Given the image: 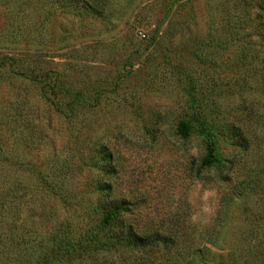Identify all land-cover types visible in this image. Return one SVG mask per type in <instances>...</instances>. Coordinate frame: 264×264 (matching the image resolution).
I'll list each match as a JSON object with an SVG mask.
<instances>
[{"label": "rangeland", "instance_id": "rangeland-1", "mask_svg": "<svg viewBox=\"0 0 264 264\" xmlns=\"http://www.w3.org/2000/svg\"><path fill=\"white\" fill-rule=\"evenodd\" d=\"M106 3L0 0V264H264V0Z\"/></svg>", "mask_w": 264, "mask_h": 264}, {"label": "trees", "instance_id": "trees-1", "mask_svg": "<svg viewBox=\"0 0 264 264\" xmlns=\"http://www.w3.org/2000/svg\"><path fill=\"white\" fill-rule=\"evenodd\" d=\"M77 1L81 3V8L85 12L89 13H99L102 14L103 10L107 7L106 0H71V3ZM255 35L258 36L261 41H264V23L261 18V24H259L255 28ZM155 35L153 36V38ZM66 95V94H65ZM58 96V95H55ZM75 99V97H74ZM192 129L191 123L189 120L181 121L176 128L177 134L183 138L189 136L190 131ZM200 133L206 139V152L205 156L202 160V166L210 167L216 163V141L215 138L217 136L216 129H213L210 125H207L206 128L200 127ZM234 195L233 193H231ZM120 208V207H119ZM118 207H110L105 208L100 212L99 215V229L106 230L105 234L101 235L98 238L97 243L108 247L113 248H128L131 250H146L147 248H153L156 244L159 243H167L170 240L168 237L163 236L159 233H152L149 235L138 234L136 231H133L131 227H123L121 231L114 232L111 228L112 223H114L117 219L119 213ZM195 256V257H194ZM207 256H212V252L210 250H206L204 252L197 251L195 254H192L189 261H186L184 264H205ZM215 257H218L222 263L224 261V255L216 254ZM228 256V255H227ZM194 257V258H193ZM202 259L203 261H201ZM126 264V263H125ZM130 264H133L131 262ZM137 264H150L145 259H139V263ZM209 264V263H208ZM218 264V263H212Z\"/></svg>", "mask_w": 264, "mask_h": 264}]
</instances>
